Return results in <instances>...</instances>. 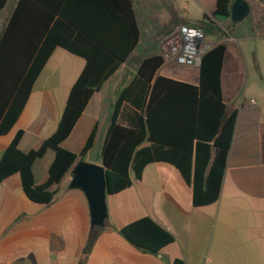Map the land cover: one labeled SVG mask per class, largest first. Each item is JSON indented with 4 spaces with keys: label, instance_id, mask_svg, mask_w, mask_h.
<instances>
[{
    "label": "crops",
    "instance_id": "0c3cea01",
    "mask_svg": "<svg viewBox=\"0 0 264 264\" xmlns=\"http://www.w3.org/2000/svg\"><path fill=\"white\" fill-rule=\"evenodd\" d=\"M247 2L248 15L233 22L231 15H214L217 0H132L140 42L142 34L151 38L150 25L142 31V23L150 19L164 35L178 24L200 23L210 41L219 40L223 29L235 37L225 43L221 73L228 113L235 111L237 119L219 199L195 206L193 186L180 170L169 162H151L130 187L108 194V218L104 226H93L85 192L70 187L73 170L58 185L50 204L32 201L15 174L0 181V264H173L176 259L185 264H264V0ZM133 53L92 95L62 143L79 154L98 125L86 161L102 164L115 102L140 64L129 65ZM156 53H161L160 46L150 55ZM85 64L83 57L65 48L54 49L18 121L0 135V157L20 130L19 148L24 152L40 147L56 131ZM165 66L159 74L198 84L199 68L178 72ZM54 158L55 151L49 148L34 162L36 184L48 179ZM144 216L175 237L159 253L139 248L121 232Z\"/></svg>",
    "mask_w": 264,
    "mask_h": 264
},
{
    "label": "trees",
    "instance_id": "16d2710c",
    "mask_svg": "<svg viewBox=\"0 0 264 264\" xmlns=\"http://www.w3.org/2000/svg\"><path fill=\"white\" fill-rule=\"evenodd\" d=\"M232 1L217 0L214 15L230 16ZM7 2L0 0V10ZM140 35L132 0L17 1L0 37V135L18 121L56 47L83 57L86 64L70 91L56 131L40 147L24 152L19 148L20 130L2 152L0 181L18 174L32 201H54L65 175L94 146L98 125L79 154L62 143L92 95L137 48ZM226 50V44H218L202 56L198 84L159 74L165 62L161 53L140 61L131 81L119 92L101 151L110 194L140 179L147 164L165 161L192 184L195 206L219 199L237 119L235 111L227 112L222 91ZM49 148L55 151V158L48 179L39 185L33 165ZM121 232L152 253L175 240L150 216L125 225ZM173 264L185 262L176 259Z\"/></svg>",
    "mask_w": 264,
    "mask_h": 264
},
{
    "label": "built area",
    "instance_id": "2783aa9c",
    "mask_svg": "<svg viewBox=\"0 0 264 264\" xmlns=\"http://www.w3.org/2000/svg\"><path fill=\"white\" fill-rule=\"evenodd\" d=\"M235 40L229 29H223L217 41H210L204 28L181 23L172 28L160 43L164 65L180 69L199 68L202 56L218 44ZM254 101V100H253Z\"/></svg>",
    "mask_w": 264,
    "mask_h": 264
},
{
    "label": "water",
    "instance_id": "95a60500",
    "mask_svg": "<svg viewBox=\"0 0 264 264\" xmlns=\"http://www.w3.org/2000/svg\"><path fill=\"white\" fill-rule=\"evenodd\" d=\"M249 9L247 0H234L230 13L232 21L243 20ZM70 187L80 188L85 192L90 206L91 224L104 226L108 218L107 196L110 194L106 167L103 164L80 160L73 168Z\"/></svg>",
    "mask_w": 264,
    "mask_h": 264
},
{
    "label": "rangeland",
    "instance_id": "374dc122",
    "mask_svg": "<svg viewBox=\"0 0 264 264\" xmlns=\"http://www.w3.org/2000/svg\"><path fill=\"white\" fill-rule=\"evenodd\" d=\"M18 0H8L6 6L0 10V37L1 34L5 28V25L7 24L15 6ZM170 6H173L174 8H176V3L174 1H171L169 3ZM173 19V18H172ZM158 20V19H157ZM150 25V34H151V38L149 40L146 39V34H142V39L141 42L138 46V48L136 49V51L133 53V55L131 56L130 60H129V65L131 67H136V65L140 62L141 59H143L144 57L150 55L153 50L157 49L160 46L161 40L163 39V37L165 36L164 34L158 32L154 27V21L153 19L144 21L142 23V31L144 32L143 28H148ZM202 28H205L203 25H200ZM210 27L212 29H216V25L214 24H210ZM157 28V27H156ZM218 31V30H217ZM154 35V36H153ZM165 66V65H164ZM167 67V66H165ZM173 68H175V70H177L178 72L182 71V69L176 67V66H172ZM169 68V67H167Z\"/></svg>",
    "mask_w": 264,
    "mask_h": 264
}]
</instances>
